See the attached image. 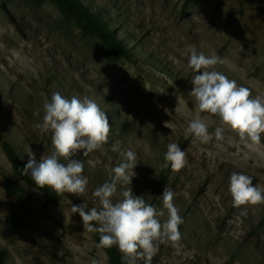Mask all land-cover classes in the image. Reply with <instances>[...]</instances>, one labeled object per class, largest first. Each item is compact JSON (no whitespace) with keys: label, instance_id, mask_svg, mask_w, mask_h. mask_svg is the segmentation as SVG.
<instances>
[{"label":"rangeland","instance_id":"obj_1","mask_svg":"<svg viewBox=\"0 0 264 264\" xmlns=\"http://www.w3.org/2000/svg\"><path fill=\"white\" fill-rule=\"evenodd\" d=\"M80 1L110 23L133 53L132 61L114 62L99 39L84 36L50 2L0 0L4 264H107L94 242L96 232L84 230L71 206L99 208L92 193L112 182V170L127 150L136 153V175L131 185L117 184L113 202L122 200V192L131 187L134 196L164 211V222L168 213L161 195L166 186L183 219L179 251L171 242L160 244L151 264H264V204L233 207L229 191L233 172L250 176L254 186L264 188V134L258 146H250L225 129L224 140L217 142L218 117L206 121L213 134L208 144L186 132L197 115L208 116L197 111L190 95L192 47L222 57L225 63L216 70L249 88L253 97L264 96V0H190L188 5L185 0ZM56 92L68 99L94 100L105 111L111 131L100 149L71 157L84 164L82 175L89 181L85 193H64L44 206L43 193L14 174L1 143H10L27 161L29 146L37 160L50 155L52 132L35 125L43 122L44 103ZM169 143L186 154L187 163L179 171H172L164 159ZM3 175L18 180L28 194L9 196ZM9 216L20 225L8 226Z\"/></svg>","mask_w":264,"mask_h":264},{"label":"clouds","instance_id":"obj_2","mask_svg":"<svg viewBox=\"0 0 264 264\" xmlns=\"http://www.w3.org/2000/svg\"><path fill=\"white\" fill-rule=\"evenodd\" d=\"M224 63L222 57L215 54L206 56L203 52L198 53L195 47L191 48L188 66L195 75L190 95L195 98L197 111L208 116L197 115L189 122L186 132L200 143L208 144L213 134L209 132L206 121L218 117L221 126L214 132L217 142L224 140L227 129L234 132L241 142L258 146L264 134V96L253 97L249 88L238 86L235 80L216 70L217 65ZM43 107V122L35 127L42 132H52L53 151L37 160L29 146L28 162L22 171L30 175L36 186L50 188L58 197L64 193L82 196L89 181L82 175L83 162L71 157L78 152L86 157L108 143L111 127L106 113L88 97L68 99L59 92L53 93ZM112 150L118 149L113 146ZM121 155L122 162L112 170V182L104 183L92 193L100 207L86 210L85 205H72L71 210L80 215L84 230L102 234L98 247L117 246L126 264H136L140 259L151 264L160 244L171 242L172 247L179 251L182 238L179 227L183 219L173 203L174 193L166 186L161 195L163 208L168 213L164 222L160 220L164 211L147 203L142 196H134L131 187L122 192V200L113 202L117 184L131 185L136 175V153L127 150ZM164 159L170 163L172 171L181 170L187 163L185 152L176 143L167 145ZM229 191L233 207L264 204V188L254 186L252 178L243 173L231 174Z\"/></svg>","mask_w":264,"mask_h":264},{"label":"trees","instance_id":"obj_3","mask_svg":"<svg viewBox=\"0 0 264 264\" xmlns=\"http://www.w3.org/2000/svg\"><path fill=\"white\" fill-rule=\"evenodd\" d=\"M32 2L34 4L44 2L52 3L64 18L74 22L84 36L96 37L99 39L114 62L133 60V53L123 41L117 37L110 23L101 17L98 12L85 6L80 0H32ZM189 2L190 0H185L184 3L188 5ZM1 150L18 179L43 193L44 206L53 204L57 201L58 196L56 193L52 192L47 187L44 189L39 188L34 184L30 175H25L23 173L22 169L28 161L22 158L10 143L3 141L1 143ZM1 178L3 188L9 196L17 197L28 194L18 180H15L9 175H3ZM6 224L11 227H18L20 225L19 220L14 216L7 217ZM100 236L98 232H96L94 236V242L97 246ZM100 248L107 257V264H126V262L122 260V253L114 245ZM0 264H4L2 252L0 253Z\"/></svg>","mask_w":264,"mask_h":264}]
</instances>
